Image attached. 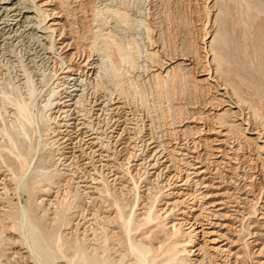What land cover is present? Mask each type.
<instances>
[{
	"label": "bare ground",
	"instance_id": "1",
	"mask_svg": "<svg viewBox=\"0 0 264 264\" xmlns=\"http://www.w3.org/2000/svg\"><path fill=\"white\" fill-rule=\"evenodd\" d=\"M37 1L38 0H0V47L2 48V50L9 48L7 44L10 42V40L13 41L15 37H16L15 40L22 37L23 31L19 32L21 31L19 30L20 27L28 28L30 24L33 22V20L39 17L38 15L42 11V9L40 8L41 7L40 4H43V5L49 4V0H46V1L44 0L43 3L41 2L39 4ZM109 1H108L109 3L106 4L104 7H102L99 10H96L97 12L94 10L95 17L97 16L99 17L102 15V17H100L99 19L94 18V20L98 21L100 26L103 24H106L109 18L110 19L113 18L114 22L116 23H118L119 21L123 23H127L128 21L127 20V16H128L127 4L125 2L123 3L118 2L119 4L117 2L114 3L115 2L114 0H109ZM233 1L234 0H217L214 6H216L218 2L233 3ZM258 1L260 2V0ZM240 2L245 8V10L244 9L242 10L245 12L242 14V12L240 11L241 12L240 14L244 15V17L246 16V18L249 17V15L251 16L250 19L253 18L252 15L249 14L250 11L252 10L251 6L254 5L252 0H241ZM122 5L123 6L125 5V6L123 7ZM254 7H255V10L259 14H262L261 13L262 11L259 9V7L263 9L262 6L258 7L257 5H254ZM54 12L55 10H53V13ZM33 14L34 15L38 14V15L37 17H34ZM51 15L49 14L50 17ZM56 15L57 14H55L54 16ZM46 17L47 16H45L44 18ZM261 18L263 19V17ZM216 20L215 22H217ZM239 20H244V19L239 18ZM40 21H42V19ZM60 21L61 20H54V21L52 20L51 22L49 21L50 25H48L49 26L48 28L51 29V31L56 30L58 26L60 27L61 25L62 21L61 22ZM243 22L245 26L249 25L245 22V20ZM262 22H264V20ZM239 24H240V21H239ZM18 25H20V27L15 29V27H17ZM40 25L41 23H39L37 27L42 28ZM31 26L33 27V25ZM147 29H149V27H147ZM151 30L155 31L154 29H151ZM262 30H264L263 27H262ZM223 32L217 31L215 35L213 34L214 37L210 41L211 43L210 48L207 51L202 49L203 52H206V55H201L200 52L196 51L198 49L195 46L194 48H196L195 50L196 52L195 51L185 52L182 55L167 53L168 55L161 56L162 54L160 55L159 53L160 51L156 46L153 50L151 57L149 56L151 53H148L149 54L148 56H149V59H151L152 56L156 57V60L155 61L153 60L154 62L152 60L151 61L152 63H155V66L157 67V69L155 70H157L158 72L154 73V80L156 81V83L155 82L154 83L156 84L158 88H162L163 90L166 88L167 90L170 86L175 87V85L177 84L187 86L189 84L187 82V79L188 77H191L193 81L192 85L194 87L195 92L197 93L198 91L199 93L204 92L206 93L207 96H209L208 100L206 99L203 101V103L200 102L198 104L200 105L206 104L207 111L208 109L209 111L215 110L214 112L211 113L212 117H209L210 118L209 119L208 116L203 117V114L206 111H201L202 109L199 110L201 107L200 105H198V107L200 108L198 109L197 112H189L188 113L189 116L187 115L188 117L180 116V119L178 120V122H176L174 120L175 116H173L174 115L173 107L170 106L169 113L171 117L173 118L171 120L174 121L173 122L174 124L177 123V125L175 126L176 128L173 129V134L171 133V136L173 139L172 141H174V143L177 144V146L175 145L176 147L183 149V150L184 149L189 150L192 153H196V156H193L192 154L190 155L186 152L185 153L179 152L178 154H181L183 156L187 155L188 158L191 157L192 160H195V163H199L197 165H194L190 161L186 160V162L189 165V166L187 165V167H189L188 170L201 168L202 166H204L205 162H210L211 164L215 166L216 170H221L219 169V167L220 165L222 166V163L225 162L224 159H230L228 162L230 161L234 162L235 161L234 159H239L236 154L241 150L244 151V149H245V152L244 153L242 152V153L246 160L250 162L254 159V157H256L257 161L260 162V167L258 168L256 172H258L257 176L259 175V179L261 180L258 183V185H254V187L252 188L253 192L251 193L253 195L255 206L252 212H250L249 216L247 215V217H245V215H243L240 212V210H237V209L233 210L234 213H237L238 215H241L242 217L238 218V216L235 214L234 218L232 219H234L235 222L236 221L240 222L239 231L244 230L245 226L243 224V221L250 220L249 217L262 220L263 222L262 221L261 222H262L263 227L261 228L264 229V106L260 108H255V106L252 107L253 109L255 108L253 111L254 112L253 115L250 112L253 109L250 108L251 109L250 111L249 110L245 111V108H243L242 106L243 104H245V102L243 101L244 99L242 100L241 97L238 96L239 94L238 91L234 89L235 85L232 86L233 84H231L230 81L223 80V77H222L223 74L230 72L231 68H234L235 70V66L233 65V63H234V57H237L232 54L233 52H230L231 54H227L225 53L224 48L222 49V47L226 45L225 41H222L223 42L222 44L219 42V39L223 38L224 36ZM248 37L252 38L251 34ZM109 38H110V41L108 42V47L110 50L107 54L99 53V52H102L101 51L102 48H98V49L96 48L95 50V51H98L99 53L98 67L94 65L95 61H93L92 59H89L86 61L84 59L82 61L84 64L81 67H84L85 69H89L90 74H91V71H93L92 72L93 74H94V71L99 73L98 79L96 78L98 80V84L92 87L94 88V92L90 97H87V93H86L87 83L80 81L79 76L78 77L76 75L73 77L68 76L66 81L64 82V85L66 86L63 89V91L64 90L65 91L62 92L60 96H58V98L55 99V102L50 99H52L51 97H54L53 95H55L57 91L56 92L54 91L55 92L54 94L52 91V93L49 94V97H47L42 102V106H41L42 110L38 111V113L36 114L33 111L35 108L33 106L36 105L34 104L36 103L34 102L35 101L34 95L36 92L35 84L33 83V80L29 76L30 74L27 70L24 71L23 73L24 77L22 78L23 88L25 89L23 91L21 90L22 88L20 89L21 90L20 91L18 89H15L12 86L10 87V82L1 81L0 79V117L3 119L2 124L0 123V135H1L0 141H2L3 139V141L0 142V176L3 175V178H1L0 180V185H2L0 186V189H1V192H0V242H6V241L7 242L8 241L9 242H20L21 245H24V247L27 248L26 252H29V255L27 258H24L23 255H19L18 260H23V264H32V263L33 264H128L129 262H130L129 264H186V261L191 260L190 258H187L186 256H184L185 253H183V252H188L187 251L188 248H186L185 245L184 247L182 246L183 247L182 249L179 248L180 247L179 245L181 244V240L180 241L176 240L170 245L159 243L161 245L156 246V242L159 240L160 233L166 231L165 227L164 228L162 227L160 229L157 228L159 227L158 225L160 224L162 225V222L157 220V217L160 215L159 212L157 213L154 211L155 206H156L155 203H157L156 199L158 198L154 197L155 199H153L152 202L150 201V205L148 204L149 206L145 207V210L143 212H141L138 215H135L136 210L140 209V204L142 203L140 202L141 197H138L139 192H137V190L139 186H138V181L136 180H134L135 184L133 188L137 192L136 195L134 196L136 199L133 201L134 203L130 206V210L128 211V213L126 212V208H125L126 206L118 205L117 202L119 201H116V199L102 198L104 199L103 201H101L100 203H95V206H97L96 209L95 208L90 209L88 206V207H83L80 211L77 212V215H78V218H80V221H78L76 225L73 227L74 233H73V237L71 240H68L67 238H62L61 236L60 229L65 222V217L67 216L69 217L72 214L74 215L75 202L74 200L67 201V202L66 200L65 201L60 200V197H59V193H60L59 191L61 190L60 183L66 182L65 179H60V178L55 179V175L48 176L46 175L44 171L45 170L44 162L42 161V158L39 157L40 155L42 156L43 153L41 152V148L42 146L44 147L45 145L44 143V145L40 146V144L38 143V141L40 140L39 136L41 134L40 124L41 125L43 124V126L46 128V130L44 131H48L49 135H50L49 131L51 130H52L51 132L53 133L57 132L56 133L57 139L54 136L55 142H57L55 144H58L56 147L57 149L55 151H57L58 154L60 153V155L63 156V160H64L63 165H65L64 167H66L67 170L70 167H72L70 172H73L74 174L78 175L77 178L80 179V182L86 181L89 177L90 171L89 172L86 171L84 174L78 173L79 168L81 167L84 168L83 166L85 163L92 164L93 166V164H96L95 162L101 163L104 160L107 161L110 159L111 160L116 159L117 161L119 159L118 158L119 155L122 154V152H124L125 150H127L126 147H130L133 143H134L133 149L134 147L139 146L135 144V142H137L138 139H140L139 136H141V139L138 141V143L142 142L141 146H143V150H142L143 152L145 151L147 147L149 148L148 151L152 149L155 150V156L159 154L158 156L159 159H157V162L155 164L160 162V158L162 159L164 155L163 157H160V156L167 149V147H165V145L163 144L164 140L159 141L157 138L158 136L157 137L155 136L156 133L154 134L152 132L153 129L151 130L152 133L148 131L149 133L145 132L144 135H138L137 131L136 132L132 131V130L137 129L136 128L137 124L134 123V120H136V118L134 119V117H131L132 114H133L132 116H134L135 114L134 112H132L133 110H127L128 94H129L128 91L132 88L133 89L132 94L136 96L138 95V97H140L139 94L142 95L140 98L141 105H142V102L145 103L144 96H143V93L145 91L142 93L141 90L140 91L137 90V87L139 88V86L135 88L134 83H133L135 81L131 80L130 78L128 79H130L131 82L127 81L128 82L127 83L125 81L126 83H124L123 78L125 77L120 78L119 72L121 73V70H123L122 69L123 66H128V68L130 66L133 69L137 67L136 60H137V55L140 54V50L138 46L133 47L132 43L124 44L123 41L120 38H117L114 34L113 35L109 34ZM238 38L242 39L244 37L242 38L238 37ZM150 39L152 40L151 44L153 42V44L156 45L155 39L153 37L152 38L150 37ZM247 39L245 40L247 41ZM252 39H253L252 41H254V37ZM241 42H243L244 44V41H241ZM70 44L68 43V47L70 46ZM243 44H241L242 47H243ZM253 44L254 43H252L251 45ZM247 46L248 45H246V47ZM263 47L264 46H262V48ZM135 48H137L136 51H134ZM256 49L257 50L255 52V58L257 59L258 65L263 67L264 58L260 59V57H262L261 55L264 53V48L262 50H259V48L256 47ZM241 51H239V54ZM247 54L248 52L247 50H245L243 55L247 56ZM210 56H213L212 60L208 59V57ZM239 56H242V55H239ZM247 58H245V62H247L246 61ZM251 59L252 58H250L249 60ZM249 60H248L249 63L252 62ZM241 62L244 63V61H239V63ZM244 64L243 66L245 67ZM253 64L254 66L256 65L255 63ZM152 65L153 64H151V66ZM225 65H227L228 67L224 68ZM251 66L249 67L252 68ZM239 67L241 66L239 65ZM244 67H241V68H243L244 71L246 72ZM247 67L248 66H246V68ZM258 67H257V70L261 72V70L258 69ZM254 69L256 70V68ZM261 69L263 70L264 68H261ZM79 70L80 68L75 69L74 66L71 65L68 67V70L66 72H72V74L81 75L83 71H79ZM81 70H83V68ZM250 70H247V72L249 71L250 73ZM251 71H254V70H251ZM0 74L2 75L1 71H0ZM236 74L234 76H236ZM239 75L240 74H238L237 78H239ZM234 76L232 75V77ZM240 77H243V76H240ZM249 82L254 83L252 81H249ZM258 83H259V86H262L260 85V82ZM106 84H109V86H112L113 88L109 89V87H107ZM124 84L125 85L128 84V85L126 87H123ZM241 84L242 83H240L239 85ZM241 86H244V85H241ZM262 88H264V86ZM249 91H251V89ZM157 92H159V90ZM263 92L264 91L262 90V94ZM161 93L162 92H160V95ZM76 97H78L77 100H75ZM84 102H85V105H83L82 108H80V105H82V103ZM134 103L136 104V102ZM55 104L56 106L54 107ZM145 105L147 107L149 106L147 105V102ZM86 106H89L90 108L88 109L86 108ZM225 106H228V107L225 108ZM132 107H136V106H132ZM249 107L250 106H248L247 109H249ZM51 109H55L53 113H55L56 115H54V117H53V113L49 114V111ZM44 110H46V112ZM220 110H223V111L221 113H216V111L220 112ZM94 111L96 113H94ZM151 111L147 112V114H149L147 116H149L148 118H151L150 119L152 121L151 124H153L154 121L151 115ZM163 111L161 110V112ZM152 113L154 112L152 111ZM164 113L165 112H163V114ZM95 114L97 115L95 119L97 118L99 119L97 127L93 125L94 124L93 121H90V120L87 121V118L91 119L93 118ZM163 114L161 113V115ZM254 114L257 116L255 117V120L252 119ZM164 115L162 116L163 118L167 116V114L165 116ZM250 115H252V117ZM40 116H41L42 122L40 121ZM58 117L59 119L61 118L60 121L58 120ZM101 117L103 118L100 119ZM165 118H168V117H165ZM257 118H259L258 120L261 121L260 123L259 121L258 122L256 121ZM44 120H46L48 123H50L49 121L51 122L54 121L55 124L57 125V127L55 128H58V130L56 131L54 127H53L54 129L50 128L51 127L50 124H47V122L46 121L44 122ZM61 122L63 124H61ZM138 122H141V121H138ZM191 123H198L201 125L191 126ZM130 124L132 125L136 124V125L135 127H129ZM152 127H149V128H152ZM38 131L40 133V134L39 133L37 134L39 135L38 136L39 138L37 139L34 138L35 140H37V142H34L35 140H33V142L32 141L26 142L28 141L29 137H31V133L36 134ZM182 131L184 132L182 134H186V133H194V135L196 134V137H194L192 140L189 138L191 140L190 143H193L192 146H190V143H189L190 140L188 141L186 139L183 141L184 143L181 141L182 138L180 140V134H181L180 132ZM140 132L142 133L141 130ZM104 134L106 135L105 138H107V141L104 139L101 140V138L103 137L100 135H104ZM45 135L46 134H44V136ZM49 135L47 136L49 137ZM206 135H209V136H206ZM34 136L36 137V135ZM159 137L161 139L162 136H159ZM200 141L201 142L203 141L204 144L206 145L207 152L203 151L204 153H199L197 151L198 147L200 148V143H201ZM48 143L49 141L47 142V144ZM118 147H121L120 148L121 150H118ZM43 149L44 148H42V150ZM76 151L77 152L80 151V153L77 154ZM174 151L176 152V150ZM53 154L55 155V153ZM231 154H234L236 156L234 157L230 156ZM112 155L114 156V158L112 157ZM125 155H126L125 159L127 160V163H129L131 158L133 159V161L136 159L137 152L129 151ZM251 155H253L254 157H252ZM106 157H108L109 159H105ZM84 159H89L90 162L89 161L85 162L83 166H81L80 164V166L78 167L77 165L81 161H84ZM139 164H142V162ZM102 167L103 168L106 167V164H103ZM153 167H155L154 164H153ZM107 168H111V167L109 166ZM146 172L147 171H145V173ZM206 172L209 173V171H207V168L206 169L203 168V169L193 171V172L189 171V173H187V177H185L186 180L185 181L183 180L184 182H182L181 185H191L193 183L192 185H195L194 187L196 188L205 187L207 185V184H204L205 181H203L205 179V176H203L202 178L200 176L204 173L206 174ZM113 175L115 174H112V176ZM257 176H254V174L252 175L249 174L248 177L251 180H254V179H257ZM70 179L71 180L73 179L72 176L70 177ZM92 179L96 180L97 178L92 177ZM132 179H134L133 175H132ZM87 187H90V186H87ZM52 188H56V191L55 189L54 191H55V194L56 193L57 194L55 195V199L50 200L49 205H52V208L49 209L47 205L44 203L45 199L41 198L43 197L41 195L43 194L44 191L49 192ZM147 189H151V188L149 187ZM106 190L107 189L101 190V193L106 194L105 193ZM196 192H198V189L193 191L194 194H196ZM12 194H15L17 197H19L20 201L14 202V199L11 197ZM86 194H88V192H86ZM202 194H203L202 196H204L203 198L207 196V194L203 192ZM22 195L26 197L25 202L23 201ZM89 196H90L89 199L94 198V197H91L92 196L91 194ZM54 200H58V202H53ZM93 201H95V198L93 199ZM227 202H230V201L228 200ZM224 203H222L221 201H218L217 203L215 202V204L217 205L219 204L224 205ZM209 204H210L209 206L211 207L212 206L217 207V205H215L214 202L212 203L209 202ZM222 208L224 207H220L219 209H222ZM194 209L197 210V208L195 207ZM194 209L192 208V210ZM50 210H52L51 213H50ZM216 210L207 211V208L204 207L203 204H202V207L199 209V211H201L200 212L201 214L202 213L204 214L207 211L208 216L210 213L212 218H219L220 215L223 216V218H226L225 216L229 215V218H230L233 215L231 214V212H229V214L226 212L224 214H221V213L217 214L219 210L218 211ZM113 213H115L114 216H112ZM139 216L142 217L141 221H137V218L139 220ZM49 220L53 223L51 227H47L46 225L47 223H45L46 221H49ZM66 221L68 222L69 220H66ZM81 221H83L82 227L80 226V224L82 223ZM211 221L212 220H209L208 223L212 225H217L216 223H213ZM176 225L173 224L171 227L175 228ZM83 226L84 227L86 226V227L83 229ZM174 228H173L172 233L174 234L175 237H177L181 231L180 229L174 230ZM252 228H256V225H251V223L248 222L247 223V234L250 235L251 237L258 236L257 232L251 230ZM169 231L170 230H168V232ZM182 232H185V231L183 230ZM206 233L203 232V234H206ZM7 234H10V236H8ZM169 236L171 235L169 234ZM248 238L245 239L244 242H246L247 245H250L251 243L249 242H254V241H249ZM166 240L167 239H165L164 241ZM188 241H184V243ZM218 241L219 240L217 239L211 240V242H218ZM233 241L235 242L236 240H233ZM231 244H235V243H231ZM220 246H218L217 249L218 248L220 249ZM252 248L254 247L252 246ZM202 250L203 252L206 251L203 248V246L202 247L200 246L199 251H202ZM224 250L228 251L227 252L228 255H233L234 257L237 256V258L239 256V253L237 252H232V250H228L227 248H224ZM189 252H192V250L189 249ZM3 256L4 255H0V262ZM201 256H203V253ZM158 258L160 259L158 260ZM203 258L205 257L203 256ZM260 259L257 260V263L264 264V260L261 261ZM201 261L202 259L196 262H198V264H203L201 263ZM11 262H12V259H6L5 263H11Z\"/></svg>",
	"mask_w": 264,
	"mask_h": 264
},
{
	"label": "rangeland",
	"instance_id": "2",
	"mask_svg": "<svg viewBox=\"0 0 264 264\" xmlns=\"http://www.w3.org/2000/svg\"><path fill=\"white\" fill-rule=\"evenodd\" d=\"M43 1L44 0H38L37 2L39 4L41 2L43 3ZM108 1L109 0H51V1L49 0V4H47V5L40 4L41 5L40 8L42 9V11H41L42 14L41 13L40 14L38 13L39 15L33 14L34 17H37V15L39 17L35 18L28 28L20 27V25L15 27V29L20 27L19 30H21V31H19V32L23 31L22 37H20L19 39H16V40H15V38H16L15 37L13 39V41H11V40H10V42L8 41L9 42L7 44L9 47L8 49L2 50V48L0 47V71L2 72V75L0 74L1 75L0 76L1 81H8V82H10V87L12 86L18 90H20L22 88L21 90L23 91L25 89L23 88L22 78L24 77V75H23L24 71L27 70L30 74L29 76L33 80V83L35 84V91L36 92L34 95V99H35L34 102H36V103H34V104H36V105L33 106V107H35L33 111L36 114L38 113V111L42 110L41 109L42 102L47 97H49V94H51L52 91H53V94L57 91L55 93V95H53L54 97H51L52 99H50V100H53L54 102H55V99L58 98V96H60V94L62 92L65 91V90L63 91V89L66 86V85H64V82L66 81L68 76H71V77H73L75 75L77 77L79 76L80 81L87 83V91H86L87 97H90L93 94L94 88H92V87L94 85L98 84L97 79H98L99 73L94 71V74H93L92 73L93 71H91V74H90L89 69H85L84 67H81L84 64L82 61L84 59H85V61L92 59L93 61H95L94 65H96L98 67L99 53L107 54L110 50L108 47V42L110 41L109 34H112V35L114 34L117 38H120L124 44L125 43H132L133 47L138 46L139 50H140V54L139 55L136 54L137 55V60H136L137 67L135 69H133L130 66H129V68H128V66H123V68H122L123 70H121V73L119 72V74H120V78H123V77L126 78V79L123 78L124 83H126L127 81L131 82V80H133V81H135V82L132 81L134 83L135 88L137 86H139V88L137 87V90H139V91L141 90L142 93L145 91L143 93L145 103L142 102V105H141V99H140L142 95L139 94L140 97H138V95L136 96V95L132 94V92H133L132 88L129 90L130 92L128 91L129 94H128V104H127L128 108H127V110H133L132 112L135 113L134 116H132L133 114L131 115V117H134V119L136 118V120H134V123L137 124V125L135 124L137 129L132 130L133 132L137 131L138 135H144L145 132H147V133L153 132L154 134L156 133L155 136L156 137L158 136L157 138L159 141L164 140L163 144L165 145V147H167V149H166L167 151L165 150L163 152V154L160 156V157H163V155H164L165 158L164 157L162 159L160 158L159 163L155 164L157 162V159H159L158 158L159 154H157V156H155V150L154 149L148 151L149 148L146 147L145 151L144 152L142 151L143 150V146H141L142 142L138 143V141L141 139V136H139L140 139H138V141L135 142V144H137L139 146L134 147V149H133V146H134V143H133L131 145L132 147L130 146L131 148L126 147L127 150H125L124 152H122V154L119 155V157H118L119 159L117 161H116V159L115 160L110 159L107 161L104 160L101 163L95 162L96 164H93V166H92V164H86L85 163L88 161L90 162L89 159H84V161H81L77 165L78 167L80 166V164H81V166H83L84 163L85 164L83 166L84 168H82V167H81L82 169L79 168L78 173L84 174L86 171L87 172L90 171V172H89L88 179L86 181L80 182V179L77 178L78 175L74 174L73 172H70L72 167H70L69 168L70 170L68 169L69 170L68 171L66 169V167H64L65 165H63V163H64L63 156H61L60 153L58 154L57 151H55L57 149L56 147L58 145V144H55V143H57V142H55V137H56L57 132H54L55 133L54 134L53 132H51L52 131L51 130V131H49L50 132V135H49L48 131H44V130H46V128L43 126V124L42 125L40 124L41 134L39 133V131L36 134L31 133V137H29L28 141H26V142H31V141L33 142V140H35L34 138L37 139L40 137L39 138L40 140L38 139L40 141V142L38 141L40 146L44 145V143H45L44 147L42 146V148H44V149L42 150V148H41V152L43 154L40 153V154H42V156L40 155L39 157H41L42 161L44 162V166H45L44 171H45L46 175H48V176L55 175V179H58V178L65 179L66 182L60 183V187H61V190L59 191L60 192L59 193L60 200H64V201L66 200V202L74 200V202H75V204H74L75 205L74 215L72 214L69 217L68 216L65 217V222L60 229L62 238H67L68 240L72 239L73 233H74L73 227L76 225V223L78 221H80V218H78L77 212L80 211L83 207L89 206L90 209H94V208L96 209L97 206H95V203H100L105 198L116 199V201H119V202H117L118 205L126 206L125 207L126 212L128 213V211L130 210V206L134 203L133 201L136 199L134 196L136 195L137 192H139L138 197H141L140 202H142L140 204L141 210L137 209L138 211L136 210L135 215H138L141 212H143L145 210V207L150 205V201L152 202L153 199L158 198V199H156L157 203H155L156 206H155L154 211L157 213L159 212L160 215L158 216V214H157V216H158L157 220L161 221L162 225L161 224L158 225L159 227H157V228L160 229L162 227L163 228L165 227L166 231L160 233V237H159V240L157 241L158 243L156 242V246H159L162 243L165 245H170L176 240L177 241L181 240V244L179 245L180 246L179 248L182 249L185 245L186 248H188L187 249L188 252H183V253H185L184 256L191 259V260L186 261V264H198V262H196V261L201 260V259H202L201 263H203V264H234V262H235V264H259V263H257L258 259L261 258L260 259L261 261L264 260V229L261 228V227H263L262 226L263 221L260 219H257V218L249 217L250 220H244L243 221V224L245 226L244 230L239 231L240 222H237V221L235 222V220L232 218H234L235 214L238 216V218L242 217L241 215L234 213L233 210H235V209L240 210V212L243 215H245V217H247V215L249 216L250 212H252L255 205H254L253 195L251 193L253 192L252 188L254 187V185H258V183L261 180V179H259V175L257 176L258 172H256L258 170V168L260 167V162L257 161L256 157H254L253 155H251L252 157H254V159L252 161L249 162L248 160H246L245 157L243 156V153L245 152V149H244V151L241 150L236 154L239 159H234L235 160L234 162L233 161L228 162L230 159H224L225 162L222 163V166L220 165V167H219V169H221V170H216L215 166L213 164H211L210 162L204 163V166H202V167L205 169L207 168V171H209V173L206 172L207 175L204 173L200 177L202 178L203 176H205V179L203 181H205L204 184H207L208 186L206 185L205 187H202V188H196V187H194L195 185H192L193 183L191 185H181V183L186 180L185 177H187V173H189V171L193 172V171H197V170H200L203 168L201 167L198 169H189L188 170L189 167H187L188 163L186 162V160L190 161L194 165H197L199 163H195V160H192L191 157L188 158L187 155H184L185 156L184 157L183 155L178 154L179 152L180 153L186 152L190 155L192 154L193 156H196V153H192L189 150H185V149L183 150V149L176 147L177 144H175L174 141H172L173 139H172L171 133L173 134V129L176 128L175 126L177 125V123L174 124L173 123L174 121L171 120L173 118L171 117V115L169 113L170 106L173 107V110H174L173 116H175L174 120L176 122H178V120L180 119V116L188 117L189 112H197L200 107L201 108L199 110L202 109L201 111H206L203 114V117H207V116H208V118L212 117L211 113L214 112L215 110L209 111V109H208V111H207L206 104H202V105L198 104L200 102L203 103V101L206 99L208 100L209 96H207L206 93H204V92H202V93H199V91H198V93L195 92L194 87L192 85L193 81H192L191 77H188L189 80L187 79V82L189 83L187 86L186 85L183 86L181 84H177V85H175V87L170 86L171 88L169 87L170 89L169 88L167 89L169 92L166 90V88L164 89L166 91H164L162 88H158L155 84L156 81L154 80V73H156L158 71L155 70V69H157V67L155 66V63H152L153 60L154 61L156 60V57L152 56V58L149 59V56L151 57L153 50L156 46L160 51L159 52L160 55L162 54L161 56H166L169 53L182 55L185 52H194L196 50V48L198 49L196 51L200 52L201 55H206V52H203V50L207 51L210 48V45H211L210 41L212 40V38L214 37L216 32L217 31H220V32L225 31V32H223V34H224L223 38L219 39V42L221 44L223 43L222 41H225L226 45H227V46L225 45L224 47H222V49L224 48V51L227 54H231L230 52H233L232 54L234 56H237V57H234V63H233V65L235 66V70H234V68H231L230 69L231 71L229 70L230 72L223 74V76H222L223 80L230 81V83L233 84L232 86L235 85L234 89L238 91V93H239L238 96L241 97L242 100L244 99L243 101L245 102V104H243L242 106H243V108H245V111H248V110L250 111L251 109H253L252 107H254V106H255V108H260V107L264 106V100H263L264 99V92L262 94V90L264 91V88H262L264 86L263 85L264 84V75H263L264 69L263 70L261 69V68H264V65H263V67L258 65L257 59L255 58V52L257 50L256 47H258L259 50H262L264 48V47L262 48V46H264V32H263L264 30H262V27L264 29V25H263L264 22H262L264 20V10H263L264 9V0H260V2L258 0H252L254 5H257L258 7L262 6L263 9L261 7H259V9L262 11L261 12L262 14H259L255 10L254 5H252L251 6L252 10L249 13L253 17L251 19H250V17H251L250 15H249V17H247L248 19L246 18V16L244 17V15H242L245 12L242 10L243 9L245 10V8L241 4V2H240L241 0H236V1L234 0L233 3L218 2V4L216 6H214V5L216 4L217 0H114L115 1L114 3L125 2L127 4V6H128V10H127V12H128L127 20L128 21H127V23H123L121 21L116 23V22H114L113 18H111V19L109 18L107 20L108 22L106 24H103L100 26L99 22L94 20V18L99 19L100 17H102V15L99 17L98 16L95 17L94 10L96 11V10L101 9L102 7H104L106 4H108L110 2V1L109 2ZM237 1H239V2H237ZM52 9L55 10L54 13H53ZM51 10H52V12H51ZM240 11L242 12V14H240L241 13ZM52 13L54 15L55 14H57V15L54 16ZM49 14L53 15V16L51 15L52 18L49 16ZM239 14H240V16H239ZM41 15H43V16H41ZM45 16H47L46 17L47 19L44 18ZM241 17L251 27L249 25L245 26V24L243 22L244 20H239V18L242 19ZM261 17H263V19ZM41 19H42V21H40ZM254 19L256 22L254 21ZM52 20L53 21L54 20H61L63 22V24L60 21L61 22L60 27L58 26V28L56 30L51 31V29L48 28L49 27L48 25H50V22ZM215 20L217 22H215ZM239 21H240V24H239ZM42 22H44V23H42ZM39 23H41L40 26L42 28L37 27V25ZM43 24H44V26H43ZM31 25H33V27ZM147 27H149V29H147ZM248 27H250L251 29ZM224 28H225V30H224ZM151 29H154L155 31H153ZM59 32L61 33V35ZM244 32L246 35L244 34ZM206 33H208L209 35ZM250 34H251L252 38L254 37V41H252L253 39L251 37H248V36H250ZM258 34H260V35H258ZM148 37H149V39H148ZM150 37L151 38L153 37L155 39L156 45H154L153 42L151 44L152 40L150 39ZM238 37H241V38L244 37V38L240 39ZM245 39H247V41ZM241 41H244V44ZM192 42H193L194 46H193ZM249 42L251 44L252 43H254V44L251 45ZM68 43L69 44L71 43L72 45L70 44V46L68 47ZM220 43H218V44H220ZM239 43H240V45H239ZM241 44H243L244 49H243ZM255 44H256V46H255ZM246 45H248V46L246 47ZM84 46H85V48H84ZM195 46H196V48H194ZM96 48L97 49L102 48V50H101L102 52L98 53V51H95ZM250 48H251V50H250ZM136 49L137 48H135L134 51H136ZM230 50H232V51H230ZM245 50H247V52H248L247 56L243 55ZM239 51H241L240 54H239ZM237 52H238V54H237ZM148 53H151V54L149 55ZM263 54L261 55L262 57H260V59L264 58ZM239 55H242L244 57L239 56ZM240 57H242V58H240ZM212 58H213V56L208 57V59H210V60H212ZM245 58H247L246 59L247 62H245ZM250 58L254 59L255 61L252 59L249 60ZM238 59H239V61H244L245 64L243 62L239 63ZM248 60L252 61V62H250L252 66L250 65ZM236 62L238 65L236 64ZM253 63H255L256 65L254 66ZM151 64H153L154 67H153V65L151 66ZM243 64L245 65V67L243 66ZM71 65L74 66L75 69L80 68L79 71H83L81 73V75L72 74V72H66L68 70V67ZM239 65L241 67H244L246 72L244 71L243 68L239 67ZM225 66H224V68L228 67L227 65H225ZM246 66H248V67L246 68ZM249 66H251L252 68H250ZM66 67H67V69H66ZM257 67H258V69L261 70L262 73L259 70H257ZM82 68H83V70H81ZM249 68L251 70H254V71H251ZM254 68H256V70ZM232 70H234V71H232ZM247 70H250V73H249V71L247 72ZM152 74H153V76H152ZM235 74H236V76H234ZM238 74H240L239 78L240 79L242 78L243 81H242V79L240 80L239 78H237ZM232 75L234 77H232ZM240 76H243V77H240ZM128 78H130L131 80ZM231 80H232V82H231ZM245 81H246V83H245ZM249 81H252L254 83H251ZM258 82H260V85H262V86H259ZM240 83H242L241 85H244V86L239 85ZM127 85L124 84L123 87H126ZM106 86L109 87V89L113 88L112 86H109V84H106ZM256 86L257 87L259 86V87L257 88ZM249 88L251 89V91H249L250 90ZM256 88L258 91L256 90ZM157 89L159 90V92H157L158 91ZM161 89H162V91H161ZM160 92H162L161 95H160ZM167 93H169V94H167ZM134 96H135V98L136 97H138V98L135 99ZM257 96H259V97H257ZM170 97H172V98H170ZM77 99H78V97L75 98V100H77ZM136 100H138V101H136ZM134 102H136V104ZM146 102H147V105H149L148 107L145 105ZM247 104H248V106H250L249 109H247L248 108ZM83 105H85V102L82 103V105H80V108H82ZM198 105H200V107H198ZM55 106H56V104L54 105V107ZM132 106H136V107H132ZM226 107H228V106H225V108ZM86 108L89 109L90 107L86 106ZM134 108L136 109V111L138 110L139 112L137 111L138 112L137 113ZM254 109L250 111L252 115L254 113L253 112ZM146 110H148V111L152 110L154 112V113H152V111H151V115H152L153 121H154L153 124H151L152 123V121L150 120L151 118H148L149 116H147V115H149V114H147L148 111H146ZM161 110L162 111L164 110L163 112H165L164 114L165 115L167 114V116H165L163 114V112H161ZM223 110H220V112L216 111V113H221ZM44 111L46 112V110H44ZM54 111H55V109H51L49 111V114H52ZM166 111H167V113H166ZM94 113H96V112L94 111ZM161 113L165 117H168V118H165V117L163 118L162 117L163 115H161ZM54 115H56V114L53 113V117H54ZM58 115H59V113H58ZM135 115H136V117H135ZM168 115H170V116H168ZM252 115H250V116L252 117ZM95 117H97L96 114L91 119L87 118V121L88 120L93 121L94 122L93 125L95 127H97L99 119L98 118L95 119ZM253 117H252V119L255 120V117H257V116L254 114ZM102 118L103 117H101L100 119H102ZM137 119H139V120H137ZM258 119L259 118H257L256 121L257 122L259 121V123H260L261 121ZM46 120H44V122ZM58 120L60 121L61 118L59 119V117H58ZM40 121H41V116H40ZM138 121H141V122H138ZM2 122H3V119L0 117V123L2 124ZM49 122L50 123L47 122V124H50V126H51L50 128L54 129L55 127H57V125L55 124L54 121H52V122L49 121ZM61 124H63V123L61 122ZM135 125L130 124L129 127H135ZM195 125H201V124L191 123V126H195ZM148 126L149 127L153 126V127L149 128ZM55 129H56V131L58 130V128H55ZM139 129L142 131V133L140 132ZM179 129H180V127H179ZM151 130H152V132H151ZM101 131H102V129H101ZM38 133L40 134V136L37 135ZM43 133L46 135L44 136ZM180 133H181L180 134V140L182 138V140H181L182 142L186 139L189 141L190 139L192 140L194 137H196V134L194 135V133L182 134V133H184L183 131ZM34 135H36V137ZM41 135H43V136H41ZM47 135H49V137ZM167 135H169V136H167ZM60 136H62V135H60ZM60 136H58V137H60ZM100 136L103 137V138H101V140L104 139L107 141V138H105V136H106L105 134L100 135ZM159 136H162L161 139ZM206 136H209V135H206ZM42 137H44V138H42ZM203 138H205V137H203ZM212 138H210V139H212ZM56 139H57V137H56ZM0 140H1V137H0ZM191 140L189 141V143L191 142ZM197 140H199V139H197ZM2 141H3V139H2ZM2 141H0V142H2ZM44 141H46V142H44ZM48 141H49V143L47 144ZM34 142H37V140H35ZM105 144H106V142H105ZM192 145H193V143H190V146H192ZM51 146H52V148H51ZM54 147H55V149H54ZM50 148L53 150H51ZM95 148H97V147H95ZM120 148L121 147H118V150H121ZM174 150H176V152ZM206 150H207L206 145L202 141L200 143V148L198 147L197 151L199 153H204V152H207ZM129 151L130 152H134V151L137 152V156H136V159L134 161L131 158L129 163H127V160L125 159V157H126L125 154L128 153ZM53 153H55V155ZM79 153H80V151L77 152V154H79ZM108 153H110V152H108ZM175 154H177V155H175ZM236 155L231 154L230 156L234 157ZM120 156H121V158H120ZM176 156H177V158H176ZM52 157H54V158H52ZM112 157L114 158L113 155H112ZM82 158H84V157H82ZM105 159H109V158L106 157ZM165 159H166V161H165ZM182 160H183V162H182ZM141 162H142V164H139ZM103 164H106V167L103 168L102 167ZM135 164H137V165H135ZM153 164L155 167H153ZM109 166L111 168H107ZM222 167H223V169H222ZM237 167H239V168H237ZM75 169H77V168H75ZM145 171H147V172L145 173ZM72 173H73V175H72ZM112 174H115V175L112 176ZM249 174L250 175L254 174V176H257V179L251 180L248 177ZM132 175L134 176V179H132ZM246 175H248V176H246ZM71 176L73 178L72 180L70 179ZM92 177H95L97 179L94 180V179H92ZM114 177H116V178H114ZM192 177H193V175H192ZM1 178H3V175L0 176V180H1ZM177 178H178V180H177ZM134 180L138 181L139 188H138L137 192H136V190L133 189L134 184H135ZM0 186H2V185H0ZM87 186H90V187H87ZM149 187L151 189H147ZM54 189L56 191V188H52L49 192L44 191L43 194L41 195V196H43L41 198L45 199L44 203L47 205V207L49 209L52 208V205H49L50 200L55 199V195L57 194V193L55 194ZM105 189H107L105 192L106 194H102L101 190H105ZM197 189H198V192H196V194H197L196 195L193 193V191H195ZM134 191H135V193H134ZM0 192H1V189H0ZM86 192H88V194H86ZM202 192L207 194V196H205V198H203L204 196H202L203 195ZM217 192H219V193H217ZM220 193H221V195H220ZM90 194L92 195L91 197L95 198V201H93L94 198L89 199ZM209 195H210V197H209ZM11 197L14 199V202L20 201V198L17 197L15 194H12ZM22 197H23V201L25 202L26 197L23 195H22ZM102 198H104V199H102ZM248 198H250V199H248ZM228 200L230 202H227ZM218 201H221L222 203L225 202V203H224V205L223 204H219V205L215 204V202L217 203ZM53 202H58V200H54ZM209 202L210 203L214 202V204L217 205V207L216 206L215 207L209 206L210 205ZM202 204L204 205V207L207 208V211H215L216 209H218L219 211L216 210V211H218L217 214L218 213L224 214L225 212L229 214V212H231V214H233V215L230 218H229V215H226L225 216L226 218H223V216H221V215L219 218H212L210 213L208 216L207 211L204 213L205 215L203 213L202 214L200 213L201 211H199V209L202 207ZM136 206H135V208H136ZM199 206H200V208H199ZM142 207H143V209H142ZM156 207H157V209H156ZM194 207L197 208V210L194 209ZM220 207H224V208L219 209ZM192 208L194 210H192ZM6 210H8V209H6ZM51 212H52V210H50V213ZM114 214L115 213H113L112 216H114ZM160 216H161V218H160ZM141 219H142V217L139 216V220L137 218V221H141ZM66 220H69V221L67 222ZM209 220H212L211 222L216 223L217 225L209 224L208 223ZM81 222L82 223L80 224V226L82 227L83 221H81ZM248 222H250L251 225H256V228H252L251 230L257 232L258 236L251 237L250 235L247 234V223ZM45 223H47L46 224L47 227H51L53 225V223L50 220L46 221ZM260 223H261V225H260ZM171 224L172 225L177 224V225L174 228V227H171L172 226ZM166 226H167V228H166ZM178 226H179V228H178ZM85 227L83 226V229ZM173 228H174V230L180 229V231H181L179 233L180 235L178 234V236L175 237L174 234L172 233ZM168 230H170V231L168 232ZM183 230L185 232H182ZM203 232H205V233L207 232V233L203 234ZM168 233L171 236H169ZM7 235L10 236V234H7ZM247 238L249 239V241H254V242H249L251 244L247 245L246 242H244L245 239H247ZM163 239L164 240L167 239V240L164 241ZM213 239H217L219 241L218 242H211V240H213ZM233 240H236V241L234 242ZM184 241H188V242L184 243ZM159 243H161V244H159ZM189 243H190V245H189ZM231 243H235V244H231ZM186 244H188V245H186ZM202 244H204V245H202ZM200 246L201 247L203 246V248L206 250V251H204L205 253L203 252V250L199 251ZM214 246L216 247V249ZM218 246H220V249L219 248L217 249ZM252 246L254 248H252ZM224 248H227L228 250H232V252L239 253L238 258H237V256L234 257L233 255H228L227 254L228 251L224 250ZM0 249H1L0 255H4L3 258L1 259L0 264H23V260H18L19 255H23L24 258H27L29 255V252H26L27 248L24 247V245H21L20 242H9V241L8 242L7 241L6 242H0ZM189 249L192 250L193 253L189 252ZM196 249H198V250H196ZM16 251H17V253H16ZM201 252L203 253V256L205 258H203V256H201L202 255ZM19 253H21V254H19ZM189 254H190V256H189ZM6 259H12V262L11 263H5ZM159 259L160 258H158V260ZM237 259H238V261H237ZM260 264H263V263H260Z\"/></svg>",
	"mask_w": 264,
	"mask_h": 264
}]
</instances>
